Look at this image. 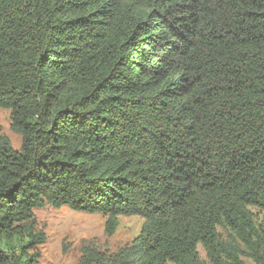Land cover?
I'll return each mask as SVG.
<instances>
[{"label":"trees","instance_id":"obj_1","mask_svg":"<svg viewBox=\"0 0 264 264\" xmlns=\"http://www.w3.org/2000/svg\"><path fill=\"white\" fill-rule=\"evenodd\" d=\"M0 108V264L47 206L144 220L81 264H264V0H0Z\"/></svg>","mask_w":264,"mask_h":264},{"label":"rangeland","instance_id":"obj_2","mask_svg":"<svg viewBox=\"0 0 264 264\" xmlns=\"http://www.w3.org/2000/svg\"><path fill=\"white\" fill-rule=\"evenodd\" d=\"M0 135L6 136L11 147L21 152L22 137L12 129L11 111L0 108ZM258 224H264V210H253ZM107 218L102 214L77 212L63 206H47L34 210L35 229L45 236L36 248L38 264H81L85 249L94 248L103 253H116L137 240L144 220L138 216L119 217L114 235L108 236ZM220 232L226 234L220 229ZM201 261L209 264L202 245H198ZM248 264H253L247 260ZM173 264V263H167Z\"/></svg>","mask_w":264,"mask_h":264}]
</instances>
